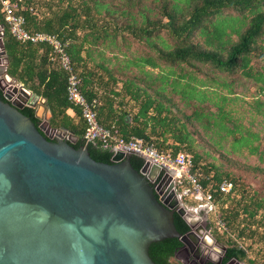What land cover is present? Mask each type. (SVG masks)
<instances>
[{"label":"trees","instance_id":"1","mask_svg":"<svg viewBox=\"0 0 264 264\" xmlns=\"http://www.w3.org/2000/svg\"><path fill=\"white\" fill-rule=\"evenodd\" d=\"M113 1L115 0L111 2L113 3ZM124 1L125 8H115L111 6V2L110 4L104 3V0H44V7L48 13L39 19L33 5L34 0H11L18 10V14L23 16L25 28L29 33L52 35L66 45V53L71 60L74 73L80 80V91L88 101H97L96 113L99 123L103 127L116 128L124 139L131 137L142 139L158 152H167L173 156L179 153L189 154L192 157V174L197 176L204 191L212 196L214 202L215 196H227L229 199L230 195L237 191L236 182L227 176V178L221 177L218 172L213 174L210 169L199 165L200 157L193 153L191 137L193 133L188 129V124L201 125L205 120L202 125L204 130L216 126L225 131L226 135L232 137V152L244 147L249 149L251 155L257 154L258 147L252 145L253 140L251 139H257V137L244 136L240 125L234 124L232 128H227L224 125L225 121H230L229 115L224 109L228 98L220 95L215 97L216 102L213 101L200 89L204 83L192 75L181 74L179 76V80H187L184 84H181L178 79L170 83L168 77L164 76L159 80L153 79L151 84L157 80L160 83L157 96H160L159 92L164 91L167 87L170 88L173 95L179 96L185 105L194 101L200 105L213 102L212 105L217 109L214 115H205L203 109L195 108L191 115L185 117L187 123H181L172 114L174 107L169 108L150 95V85L141 87L136 80L125 79L121 81L122 87L119 91L108 90L109 81L115 87L118 85V81L105 67L103 50L97 49V47L101 45L108 49L112 42L105 45L109 40L107 31L104 29L102 30L103 35L99 34L100 27L93 23H95V18L102 14V11L107 14L119 13L130 23L126 26V31H129L138 41L145 40L148 44H150L151 36L157 28L165 30L177 43L173 49L164 45L163 50L158 51L161 60L165 63L201 65L227 76L239 74L245 79L262 83L260 90L263 91L264 76L254 72L250 63L253 54L260 50L258 42L264 37V0H163V2L153 0L161 6L160 14L166 18L167 22L162 23L160 19L151 20L147 13L153 10L142 6L139 9L142 23L138 28L135 26V17L130 12V8L134 6L132 3L134 0ZM54 4L57 6L55 11L52 9ZM0 24H4L1 15ZM83 31L86 33L82 36L78 34ZM3 45L8 59L6 74L32 94L46 100L52 114L49 126L55 129H64L76 136L78 140L71 144L74 149L86 146L92 160L111 164L112 151L103 149L100 143L86 145L83 141L85 122L81 117L80 110L71 105L67 99V75L59 64L53 61L51 48L47 44L34 45L15 41L6 25ZM94 52L99 57L98 63L94 60ZM115 59H117L116 56ZM90 64H94V67L107 75L106 83L101 84L103 75L97 77L96 73L89 68ZM128 64L138 68L140 72H142V67L156 69L158 66V63L150 57L141 58L137 60V63L130 62ZM211 80H215V84H219L223 88L230 87L226 83H219L216 79ZM100 84L102 94L97 93V87ZM228 92L232 94L231 90ZM118 98L120 101L116 103ZM125 98H128L127 102H134L138 107L137 113L130 121L127 120L128 111L123 109ZM3 101L6 102L5 99ZM166 101L171 102L167 97ZM256 105L259 106L258 103ZM262 110L264 111L263 107ZM70 111L72 114H69ZM20 112L29 118L37 128L39 127L40 121L35 117L34 109L24 107ZM213 117L214 122L211 124ZM184 149L191 154L184 152ZM130 163L137 171L143 167V160L136 156L130 157ZM224 181L232 184V189L228 194H222L219 191V185ZM258 210H264V201L256 203L254 211L244 209L243 212L252 219ZM237 216V214H232L230 219L234 220ZM229 221L226 222L229 223ZM174 225L181 235L189 231L186 221L176 213L174 214ZM181 246L178 239H167L154 243L149 248V256L155 264H182L171 262ZM226 249V257L222 264L233 259L236 261L246 259L245 250L237 245L233 244Z\"/></svg>","mask_w":264,"mask_h":264},{"label":"water","instance_id":"2","mask_svg":"<svg viewBox=\"0 0 264 264\" xmlns=\"http://www.w3.org/2000/svg\"><path fill=\"white\" fill-rule=\"evenodd\" d=\"M0 49L8 65L1 41ZM7 77L11 93L2 96L0 84V264H155L152 244L178 239L187 246V235L201 236L172 183L173 200H158L163 171L153 166L146 176L147 164L135 170L130 157L139 156L132 153H115L109 165L92 160L86 146H71L76 136L49 126L45 99ZM24 107L35 110L46 132L21 114ZM175 213L188 234L177 232ZM174 258L186 263L181 254Z\"/></svg>","mask_w":264,"mask_h":264},{"label":"rangeland","instance_id":"3","mask_svg":"<svg viewBox=\"0 0 264 264\" xmlns=\"http://www.w3.org/2000/svg\"><path fill=\"white\" fill-rule=\"evenodd\" d=\"M111 1L104 0V3L110 4ZM161 1L163 2V0ZM124 3V0H115L111 6L125 8ZM132 3L134 6L130 8V12L135 17V26L137 28L142 23L139 15V9L142 6L153 10L147 13L151 20L157 21L160 19L162 23L167 22L166 18H163L160 14L161 6L153 0H134ZM33 5L39 19H42L44 14L48 13V10L44 7V0H34ZM54 5L52 9L55 11L57 6L56 4ZM93 24L100 27L101 31L99 34L103 35L102 30L104 29L107 31L109 40H107L105 45H109L112 42L108 49L101 45L97 47V49L103 50L105 67L118 81L116 87L109 81L108 90L119 91L122 87L121 81L125 79L136 80L141 87L150 85V95L163 102L167 107H174L172 108V114L181 123H187L185 117L191 115L195 108L203 109V114L205 115H214L217 109L212 105L213 102L209 103L210 105L206 103L200 105L194 101L190 102L189 105H185L184 101L179 96L173 95L170 92V88L167 87H165L164 91L159 92L160 94L158 95L160 96L156 94L160 86L158 81L160 77H168V82L170 81L171 83L173 80H179L181 74L192 75L195 79L197 78L198 81L204 83L200 89L213 101L216 102L215 97L220 95L228 98L224 109L228 113V119L231 122H224L227 128H232L234 124H237L241 126L244 136L253 135L257 137V139L251 138L253 140L252 145L258 147L257 154L251 155L249 149L244 147L232 152V137L226 135L225 131L220 127L211 126L209 130H204L202 125H204L205 120H203L201 125L197 123H193L194 125L188 124L189 131L193 133L191 136L193 153L200 157L199 165L210 169L213 174L218 172L221 177L227 176L229 179H233L236 182L237 191L231 194L229 199L227 196H215L213 207L205 200H196L193 195L185 196L179 202L189 213V218H187L189 223L194 224L198 218L204 221L205 230H202L200 234L202 236L206 235L209 241L207 245L203 246L204 248L202 247V252L206 257L208 255L210 259L215 261L223 248L235 244L239 248L244 249L246 253V259L237 261L236 264H264V210H258L252 219L243 212L244 209L254 211L255 204L264 201V111L262 110V107L264 109V90H260L262 83L245 79L239 74L232 76L219 74L216 71H212L211 68L201 65L190 66L188 64L174 65L165 63L161 60L160 52L158 51L163 50L164 45L173 49L177 45L176 41L165 30L159 28L151 36L150 44L145 40L138 41L129 31H126V26L130 23L127 18L120 16L119 13L107 14L102 11V14L95 18V23ZM84 33L86 32L83 31L78 34L82 36ZM258 47H260V50L253 54L250 65L254 72L264 76V37L258 42ZM115 56L117 59H115ZM93 57L98 63L99 57L96 52L93 53ZM147 57L154 59L158 63L156 69L142 67V72H140L138 68L128 64L130 62L137 63V60ZM89 68L96 73L97 77L103 75L101 84L106 83L107 75H104L94 67V64H90ZM155 78L158 79L157 82L151 84ZM211 79H216L219 83H226L230 87L223 88L219 84H215V80ZM179 81L184 84L187 80ZM4 84L2 83L3 86ZM101 84L97 87L98 94H102ZM228 89L232 91V94H229ZM166 97L171 102H167ZM127 99L125 98L123 102V109L128 111L127 120L130 121L137 113L138 107L134 102H127ZM119 101L120 98L117 99L116 103ZM256 103L259 104L260 108ZM116 106L118 105L116 104ZM36 113L43 119L49 118V113L42 111V109H39ZM70 114H72L71 111ZM213 122L214 117L211 118V124ZM42 125L43 123L41 122L40 126ZM42 128L46 132L45 124ZM183 151L190 153L186 149ZM211 166L214 168H210ZM232 214H237L238 216L231 220ZM226 221H229V223ZM171 262L179 263L176 258H172Z\"/></svg>","mask_w":264,"mask_h":264},{"label":"built area","instance_id":"4","mask_svg":"<svg viewBox=\"0 0 264 264\" xmlns=\"http://www.w3.org/2000/svg\"><path fill=\"white\" fill-rule=\"evenodd\" d=\"M0 15L4 23L0 24V36H2L0 41L2 43L6 25L15 41L34 45L47 44L51 48L53 61H56L67 75V99L71 105L80 110L81 117L85 122L84 141L90 144L100 143L103 149L112 151L113 155L117 152L125 155L128 153L138 155L144 161L143 165H148L146 176H148L151 167H158L160 170L158 175L161 171L164 172L154 187V192L159 197L158 200L163 199L168 202L173 200L172 192L168 190L172 183L173 192L179 200L185 196L193 195L196 200H205L212 207L214 206L212 196L204 191L197 176L192 174V157L189 154L179 153L173 156L167 152H158L152 145H147L142 139L136 137L124 139L116 128L103 127L99 123L96 113L97 101H88L80 91V80L74 73L71 60L66 53V45L52 35L29 33L25 28L23 16L18 14L16 6L10 0H0ZM0 53H2L1 49ZM6 70L7 63L4 57L0 55V84L5 83L4 94L11 93L12 90ZM12 97L16 98L15 95ZM165 176L170 178V181L167 178L163 180ZM154 181L151 182V185ZM231 189L232 184L229 182L224 181L219 185V191L222 194H228ZM208 233L210 232L208 231Z\"/></svg>","mask_w":264,"mask_h":264},{"label":"flooded vegetation","instance_id":"5","mask_svg":"<svg viewBox=\"0 0 264 264\" xmlns=\"http://www.w3.org/2000/svg\"><path fill=\"white\" fill-rule=\"evenodd\" d=\"M10 81L11 80H9L8 82L10 83ZM1 94H2V96L4 95L3 92H1ZM12 96H11V101H16V98H13ZM3 99H4V97H3ZM40 124H41V122H40ZM192 225L194 226V230H198L199 233H201L202 230H205L204 229V226H205L204 221H202L200 218H198L197 221L194 222V224H192ZM189 232H190V228H189V231L185 234H188ZM197 237L198 238H196L192 235H187V237H186L187 246H184L181 243L182 246L179 249V251L175 254L174 257H176L179 254L183 255L185 262H186L185 264H207V263L222 264V261L226 257L227 249L224 248L219 253L217 260L213 261L212 259H210V257L208 255L206 257L205 254H203V252H202L203 251L202 247L204 245H207V243L209 242L206 238V235L205 236L201 235V236H197ZM230 261H232V260H230ZM230 261L226 264H236V263H230Z\"/></svg>","mask_w":264,"mask_h":264},{"label":"crops","instance_id":"6","mask_svg":"<svg viewBox=\"0 0 264 264\" xmlns=\"http://www.w3.org/2000/svg\"><path fill=\"white\" fill-rule=\"evenodd\" d=\"M69 114H70V112H69Z\"/></svg>","mask_w":264,"mask_h":264}]
</instances>
